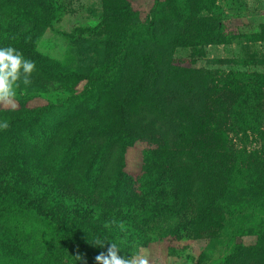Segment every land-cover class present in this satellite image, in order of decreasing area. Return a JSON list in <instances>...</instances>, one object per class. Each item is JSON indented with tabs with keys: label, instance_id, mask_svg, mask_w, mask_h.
Masks as SVG:
<instances>
[{
	"label": "trees",
	"instance_id": "16d2710c",
	"mask_svg": "<svg viewBox=\"0 0 264 264\" xmlns=\"http://www.w3.org/2000/svg\"><path fill=\"white\" fill-rule=\"evenodd\" d=\"M219 1L153 0L143 11L133 0H103L94 31L105 35L104 57L100 69L85 73L38 51L61 14L58 0H0V47L12 46L36 65L30 85L21 83L12 98L18 107L5 108L0 100V119L9 122L0 131V264H96L108 243L135 256L154 244L221 237L229 229L236 239L258 238L256 248L234 243L236 255L264 256V221L255 220L264 211V128L250 104L251 87L262 76L234 74L246 88L231 115L236 130L262 139L260 150L235 151L226 143L196 153L166 149L131 123L140 101L165 100L164 77L184 67L173 58L178 49H190L194 64L205 56V47L235 39L225 34ZM84 80L89 81L84 96L27 106L37 94L49 92V83L67 88ZM57 109L71 126L81 124L62 145L58 161L50 154L57 140L64 142L67 124L59 118L53 123ZM139 143L146 148L141 171L134 175L126 156ZM115 149L122 155L119 172L107 185ZM87 151L79 172L75 166ZM96 239L105 247L94 246ZM176 253L169 246V254ZM239 257L236 264H248Z\"/></svg>",
	"mask_w": 264,
	"mask_h": 264
},
{
	"label": "rangeland",
	"instance_id": "374dc122",
	"mask_svg": "<svg viewBox=\"0 0 264 264\" xmlns=\"http://www.w3.org/2000/svg\"><path fill=\"white\" fill-rule=\"evenodd\" d=\"M143 11L150 9L153 0H133ZM61 14L53 26L41 38L38 51L53 61L65 63L85 73L100 69L104 57L100 30L94 29L101 23L103 0H58ZM217 15H222L225 34H233L235 39L229 45H210L205 47V56L191 64L192 51L178 49L173 58L184 66L164 77L161 83L165 100L155 103L151 100L140 101L131 123L137 129L145 131L152 142L171 150L190 149L199 152L208 149H220L223 143L235 151L253 152L263 146L262 139L255 133L236 130L232 109L237 104L245 83L234 76L247 72L262 76L261 81L252 86L255 121L264 128V0H220ZM87 76V75H86ZM236 78V79H235ZM88 80L72 82L64 88L60 82L47 86L46 94H37L36 99L28 103V108L62 104L72 95L84 96ZM19 90L16 88V93ZM25 93V92H23ZM252 94V93H251ZM119 100L114 102V111L120 114ZM14 105V107H13ZM5 108H16L14 100L4 102ZM60 109V108H59ZM55 111L54 121L60 119L67 125L62 135L64 142L58 141L50 154L51 159L59 160L64 152L62 145L69 142L74 131L81 124L70 125L69 118L63 112ZM61 112V113H60ZM58 113V114H57ZM110 123L114 122L110 119ZM144 143H139L126 156L128 171L137 175L141 171ZM112 162L107 168L105 184L112 183L119 172L122 155L119 150L110 153ZM89 153L84 152L75 169L81 172L88 160ZM114 167V170H113ZM109 179V180H108ZM255 220L264 221V211L255 215ZM243 244L246 248H256L258 238L245 236L233 238L231 230L223 232L221 237L204 238L196 241L183 240L168 244H154L150 248H141L139 255L146 256L149 264H264L260 253L236 255L233 244ZM169 246L178 253L169 254Z\"/></svg>",
	"mask_w": 264,
	"mask_h": 264
},
{
	"label": "clouds",
	"instance_id": "9594fccd",
	"mask_svg": "<svg viewBox=\"0 0 264 264\" xmlns=\"http://www.w3.org/2000/svg\"><path fill=\"white\" fill-rule=\"evenodd\" d=\"M36 70L35 62L26 58L19 50L12 46L0 47V100L8 101L15 97L16 88L22 83H31V74ZM14 107V105H13ZM9 127L6 119H0V131ZM92 244L104 248L106 242L96 239ZM106 252L96 256V264H149L146 256L139 254L126 256L121 252L117 243H108ZM78 260L81 259L77 257Z\"/></svg>",
	"mask_w": 264,
	"mask_h": 264
}]
</instances>
